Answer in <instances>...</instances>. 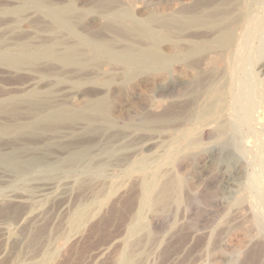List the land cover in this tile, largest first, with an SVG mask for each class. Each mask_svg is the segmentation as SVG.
I'll list each match as a JSON object with an SVG mask.
<instances>
[{
	"label": "bare ground",
	"instance_id": "bare-ground-1",
	"mask_svg": "<svg viewBox=\"0 0 264 264\" xmlns=\"http://www.w3.org/2000/svg\"><path fill=\"white\" fill-rule=\"evenodd\" d=\"M9 1L13 2L8 5L11 9L4 7L3 11L19 14L31 6L47 9L55 29L74 32L72 20L76 13L72 5L63 8L47 0ZM176 2L170 13L142 19L132 16L121 3L118 9L103 6L107 33L96 27L92 35H77L76 43L75 39L68 44L67 39L66 44L54 36L48 44L33 46L28 39V43L0 48V64L11 69L48 61L60 66V71L49 67L46 74L53 76L55 83L102 90L86 95L80 107L54 99L50 85L47 90L0 100V167L14 175L8 180L0 176V183L11 188L17 187L16 181L22 183L16 194L0 196V205L26 208L15 229L0 223V261L10 252L9 247H16L11 264H49L57 255L49 248L50 240L37 256L21 254L30 241L31 234L26 232L47 216L44 202H60L54 207L52 225L61 223L65 228L62 234L72 241L122 187L119 179L134 175L137 192L124 236L98 249L90 262L104 261L118 246L119 251L111 255L113 264H146L155 245L143 239L142 233H148L145 218L149 215L157 223L166 220L181 204L183 183L177 169L201 156L211 162H230V154L243 151L245 147L232 133L230 98L235 92V79L244 68L246 82L237 97L246 110L241 123L249 127L253 115L264 112V0ZM172 68L181 69L187 78L170 76ZM160 75L166 78L162 84L157 83ZM147 85L155 89L162 85V97L176 96L172 105L159 106L144 100L142 111L122 122L115 119L109 95ZM133 98L141 95L133 93ZM137 132L151 137L143 135L145 142L139 144L135 142ZM79 134H90L94 139L81 142L79 137L72 138L80 140L77 146L65 143ZM37 138L43 141H29ZM53 147L58 151L51 152ZM113 172L118 174L114 177ZM41 177L53 179L35 183ZM76 183L84 187L77 197ZM195 199L192 196V201ZM244 219L236 216L235 221Z\"/></svg>",
	"mask_w": 264,
	"mask_h": 264
},
{
	"label": "rangeland",
	"instance_id": "rangeland-1",
	"mask_svg": "<svg viewBox=\"0 0 264 264\" xmlns=\"http://www.w3.org/2000/svg\"><path fill=\"white\" fill-rule=\"evenodd\" d=\"M47 1L56 7L66 8L72 5L75 8L76 22L74 18L72 20L74 36L64 28L55 29L52 23L53 19L47 9L39 10L31 6L19 14H15L3 11L4 7L7 10L11 9V7L8 8V5L12 6V1L0 0V37L5 40V42L0 43V48L6 45L15 47L20 42L28 43V39L30 40L29 44L32 45L33 43V46L48 44L51 38H55L54 36L66 44L68 40H70L68 41L69 44L75 39L76 43L77 35H92L96 27L97 31L105 33L104 26L106 27L108 18L104 11L110 6L112 9H118L122 6L132 16L141 19L147 15L162 17L177 6L176 0ZM102 3L104 4L101 5ZM114 3L117 7L113 5ZM120 3L121 5L118 6ZM103 6H105L104 10ZM104 23L106 25H103ZM51 26L53 28L49 31ZM58 30L65 38L62 39ZM63 42L61 43L62 48L65 47ZM237 65L242 67L241 64L237 63ZM49 67H54V69L56 67V71L59 68L58 71H60V66L58 67L57 64H51L48 61L29 64L22 69H11L0 64V100L14 95L22 96L33 90H47L50 85L49 88L55 97L54 99L73 107H80L84 104L85 96L92 95L98 89L70 88L66 84L55 83L53 76L49 77L48 75L46 77V74H49L51 70ZM242 69L243 71L235 79V92L231 97L232 99L230 98V116L232 133L237 136L236 138L245 147V150L230 154L233 157L230 162L223 160L211 162L201 156L194 162L177 169L184 184H182L183 193L180 195L181 204L173 208L170 217L166 220H160L157 223L149 215L145 218L148 233H142L143 239L148 243L150 242V245H155L154 254L146 264H264V112L260 115L254 114L249 127L241 123L246 115L243 103L237 99L241 95V85L246 82V69ZM63 71L61 69V72ZM169 73L170 76H177L180 80L187 78L181 69L172 68ZM165 79L160 75L157 83L162 84ZM51 84L53 85L51 86ZM161 88L162 85H158V89H155L153 85H147L138 88L128 87L119 94L118 92L111 93L109 100L111 101L113 117L121 122L127 120L134 115V112L142 111L146 100H151L152 103L159 106L169 107L176 96L162 97ZM100 91L102 90L98 89L97 93ZM133 93L140 94L141 98L134 99ZM258 117L260 118L258 119ZM139 134L141 137L147 136L148 139L151 137L146 132H137L135 142L138 141L139 144L145 142V138H138ZM79 135L70 137L65 143L77 146L81 142H90L91 139H94V136L90 134H82L83 137ZM76 137H79L81 142L79 138L77 141ZM72 138L76 139L72 141ZM29 141L40 143L43 139H29ZM52 151L57 152L58 149L53 147ZM117 174L113 172L114 177ZM0 176H4L8 180L14 175L0 167ZM52 179L53 177H41L35 183H46ZM135 179L136 176L134 175L119 179L122 187L101 207L95 218L80 230L77 235L78 238L72 241L66 240L62 234L65 228L61 223L60 226L59 224L52 225L54 207L60 202L54 203V205L52 200H46L44 203L47 216L43 217L44 219L38 222L31 232H26L28 235L31 234V238L29 237V243H25L21 254L27 252L29 257L37 256L44 244L50 240L49 248L57 255L49 264H91L92 260L90 262V259H95L94 254L98 249L110 245L116 239L124 236L129 217L134 208L135 200L133 199H135L137 192V179ZM16 182L18 183L17 187L11 188L2 181L0 183V196L19 192L22 183ZM80 185L82 184L76 183L74 186L75 197L80 195L82 188H84L83 185ZM192 196H195V201H192ZM186 199L191 200L192 203ZM25 211V207L10 204L0 205V223H7L10 228L15 229L16 221ZM236 216H244V222H236ZM62 217L61 220H63ZM59 229L62 231L60 232ZM9 248L10 252L0 261V264H11L15 258V252L18 248ZM2 251L3 245L0 243V253ZM118 251L119 247L115 246L110 254L114 255ZM111 255L108 257L111 258ZM109 258H105L104 261L103 259L98 260L93 264H113L112 258Z\"/></svg>",
	"mask_w": 264,
	"mask_h": 264
}]
</instances>
